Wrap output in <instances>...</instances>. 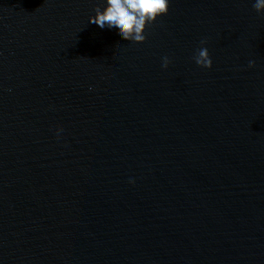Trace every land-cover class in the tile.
Masks as SVG:
<instances>
[{
	"label": "water",
	"instance_id": "obj_1",
	"mask_svg": "<svg viewBox=\"0 0 264 264\" xmlns=\"http://www.w3.org/2000/svg\"><path fill=\"white\" fill-rule=\"evenodd\" d=\"M253 4L169 0L133 43L104 0H0V264H264Z\"/></svg>",
	"mask_w": 264,
	"mask_h": 264
},
{
	"label": "clouds",
	"instance_id": "obj_2",
	"mask_svg": "<svg viewBox=\"0 0 264 264\" xmlns=\"http://www.w3.org/2000/svg\"><path fill=\"white\" fill-rule=\"evenodd\" d=\"M168 6L169 0H104L103 9L95 8V14L88 18V22L101 30L118 33L122 40L142 43L146 39V27L158 17L166 15ZM253 7L258 14L264 13V0H254ZM201 44L194 56L195 64L205 69L211 68L212 62L207 48L203 46L204 41ZM169 62L168 57H163L161 67L166 69ZM248 67H254V62L249 61Z\"/></svg>",
	"mask_w": 264,
	"mask_h": 264
}]
</instances>
